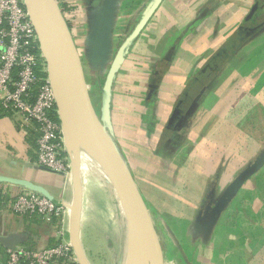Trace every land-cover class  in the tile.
Listing matches in <instances>:
<instances>
[{
	"label": "crops",
	"instance_id": "crops-1",
	"mask_svg": "<svg viewBox=\"0 0 264 264\" xmlns=\"http://www.w3.org/2000/svg\"><path fill=\"white\" fill-rule=\"evenodd\" d=\"M153 1L135 0L127 9L133 14L130 26L121 27L118 7L122 0H60L65 5V18L83 32V42L89 48L87 57L102 55L100 58L106 61L116 54ZM260 6L264 9V0H163L132 43L125 58L129 63L118 70L106 114L103 88L109 71L107 62L97 70L93 87L99 94L100 111L96 110L100 118L112 126L114 139L127 142L120 148L132 166L139 189L148 192L155 204L165 200L162 204L166 211L176 212V218L191 221L201 215L197 209L204 189L222 188V195L234 182L233 175L264 147V13L261 20L254 22ZM104 18L113 22L114 34L103 26ZM124 26V33L119 35L116 28L119 31ZM243 28L252 29V36H242ZM234 41L235 51L227 53L217 68L211 69L216 55ZM106 42L109 44L104 54L101 45ZM152 77L159 78L158 85L151 84ZM200 77L209 78V82L194 100L192 97L185 101L188 87ZM176 107L180 114L171 118ZM36 131L35 123L24 124L18 113L0 114V176L29 181L69 205L76 202L78 212L81 209L82 228L89 190L85 175L80 174L81 161L84 158L103 168L94 158L86 157L79 158V163L72 157L67 173L40 166L37 149L29 142V138L37 136ZM260 169L228 201L207 243H198L196 264H264V165ZM216 170L221 178L211 182L208 174ZM104 173L105 186L125 220L120 196ZM24 190L36 191L24 184L0 180V235L17 236L18 245L37 249L71 240L70 211L61 222V235L56 223L39 216H22L12 209L13 200ZM221 195L210 196L207 216ZM176 207L179 214L174 211ZM99 237L91 228L88 234H80L84 246L86 239L92 238L98 248L110 240L104 237L100 244ZM107 244L110 246V241ZM5 249L0 244V250Z\"/></svg>",
	"mask_w": 264,
	"mask_h": 264
},
{
	"label": "built area",
	"instance_id": "built-area-1",
	"mask_svg": "<svg viewBox=\"0 0 264 264\" xmlns=\"http://www.w3.org/2000/svg\"><path fill=\"white\" fill-rule=\"evenodd\" d=\"M28 12L24 0H0V105L20 114L24 124H37L38 164L54 172L67 173L71 164L62 127L51 115L56 107L55 92L49 76L42 77L37 71L38 66L45 70V64L42 54L34 51L38 38ZM11 207L22 216H39L56 223L61 235L64 234L61 222L68 211L71 214L68 203L33 190L22 191ZM0 264L81 263L71 239L42 249L17 245L6 248L5 253L0 250Z\"/></svg>",
	"mask_w": 264,
	"mask_h": 264
},
{
	"label": "rangeland",
	"instance_id": "rangeland-1",
	"mask_svg": "<svg viewBox=\"0 0 264 264\" xmlns=\"http://www.w3.org/2000/svg\"><path fill=\"white\" fill-rule=\"evenodd\" d=\"M122 1H123V3L121 5V7L120 8L118 7V11H120L119 16H120V21H121V22H119V24L122 23L121 27L124 24L126 26V24H128V21L131 19V16L133 14L128 12L127 9L130 8V6H132L135 3V0H122ZM59 7H60L61 12H63L61 9L60 3H59ZM256 12H257L256 16H258V17L254 22H258L259 20H261L260 17L263 16L264 9H262L260 6ZM258 18H260V19H258ZM66 20H67V18H66ZM124 20H125V22H123ZM69 21L67 20L68 25L71 29V33L74 37L75 43L77 45L78 53L80 54V58L82 61L86 81H87V83L91 89V94L93 95L95 107L97 108V110L99 112L100 111V109H99L100 103L97 100L99 94H96L95 88L93 87L94 79L97 78L96 77V75L98 74L97 70L100 67H105V66H103V62H107L106 67L108 69L110 68L112 60L115 57V55L110 56L111 60H109V61H106V60L100 58L102 55H95V56L88 55L89 56V58H88L86 51L89 48H87V46H85V44L83 42V40H84L83 32L78 30L75 27V24L73 22H71V20H69ZM112 24H113V22H112ZM125 26L123 28H119V31H118V27L116 28V31L118 33H120L119 35H122L124 33ZM133 26H134V24H133ZM243 29H244V31H242V32L244 35H242V36H244L245 38H249L252 36V32H253L252 29H251V31L247 30L246 28H243ZM245 30L247 31V33ZM114 31H115V27L110 28L109 32H110V34H114ZM126 32L129 33V30H126L125 33ZM138 36H137V38H138ZM37 38H38V35H37ZM134 41H135V39H134ZM131 46H132V44H131ZM128 54L129 53L126 54L125 58L127 57ZM42 56H43V60H44V64H45V70L48 73L49 72L48 63L46 61L45 56L43 54H42ZM130 59H132V58L130 57L128 61H130ZM126 62H127V60H126ZM126 62L124 59L120 68H122L124 66V63H126ZM127 63H129V62H127ZM219 63H220V61H219ZM151 79H152L151 84L158 85V82H159L158 77H156V78L152 77ZM198 80H199L198 82L195 81L194 83L190 84V86L188 87L187 90L189 93L186 95H189V97L188 96L185 97V101L187 99L190 100V98H192V97H193L192 99L194 100L195 99L194 97L197 96L198 92L201 89H203L205 87V85L209 82V78H207V77H200ZM182 104H185V103H182ZM57 114H58V111H57ZM177 114L179 115L180 111H178V108L176 107L174 109V111L172 112L170 117L172 118V117H174V115H177ZM173 123H174V120H173ZM61 126L63 128V122L62 121H61ZM106 128H107L108 133L111 134V137L113 138V140H114V142H115V144H116V146H117V148L121 154V157L124 159L123 161H124L125 165L127 166V168L129 169V171L132 175V178L136 182L135 175L132 172V166L128 162L126 154L120 148V144H122V146L124 145V147H125V146H127V142H123L122 139L119 140L121 142L114 139V137L112 136V132H111L112 126L106 124ZM62 133H63V138H64L65 134H64L63 129H62ZM64 144H65L71 165H72V157L76 163H79V158H81V157L92 158L90 156L89 152L86 150H83V149L81 151L82 156H79L78 158H74L73 153L68 146V143L65 142V139H64ZM216 145H218V144H216ZM224 150L228 151L227 148ZM263 152H264V147L258 152V154L251 161L249 160L248 162H246V164L243 165L241 167V169L235 175H233L232 180L236 179V177L239 176L240 173H242L249 165H251L253 162H255V160ZM97 162L103 168L101 162L100 161H97ZM103 170L101 168H99V166L96 167L92 163L87 162L86 160H84V158L81 161L80 174L85 175L84 179H85L86 187L88 188L89 191H88V195H87V199H86V215H85V219L83 221L82 228L80 226V234L82 231H83V233L88 234V232H90V228H91L94 232L96 231V233H98V235L100 236L97 239L98 243L100 242V244H101L103 242L102 241L103 238L108 237V239H110L109 241L111 244L109 246L107 244V243H109V241H106L105 244L102 243L103 244L102 247L98 248V245L94 244V241L92 238L90 239L91 241H89V239H86L87 240L86 246H84V242H81V239L79 240V242H80V246L83 250V254H84L88 264H122L123 258H124V252H125L126 237H127V221H125L126 219L124 220V218H122V216L120 215V212L118 210V207H116V204L114 202L113 195H112L111 191L109 189H107L105 186V182H104L105 179L103 178V176L101 174V173H104L105 170L104 171ZM260 170L261 169H259L257 172H259ZM199 176L202 177L203 173L199 174ZM208 176H209L208 180H212L211 182H213V180H214L216 182L217 180H219L221 178V173H219L216 170V172L208 174ZM251 176L247 180H249L251 178ZM210 184L212 185V183H210ZM212 189H213L212 187L211 188L207 187L204 189L205 192H204V194H202L203 197L201 198L200 205L197 209L198 212L200 210L201 215L203 213V217L201 218L202 220H200L201 215L198 213L199 215L196 218L194 216V219L191 221L185 220V218L184 219L176 218V216H177L175 214L176 212L170 213V212L166 211V208L163 205L165 200L162 202L163 204L161 203L162 205L161 204H155V202L148 195V192H146L145 190H143V191L140 190L143 197H144V200L147 204L152 222L154 224V227L156 229V232L158 234V237H159V240L161 243V247L163 246L162 250L164 248V250H163L165 253L164 264H187V263H185V259L183 257H185L187 259L189 264H193L196 262L197 245H198V243H202V244L207 243L208 238L204 232L212 226V223H213L212 220L214 221V218H211L209 220V218H208L209 216L208 217L206 216L207 215L206 213L208 210L207 202L210 200V196H211V198L214 194L219 196V195H221V192L224 191V189H222V188H221V190H218V189L212 190ZM144 193L146 195H144ZM181 195H182V193H181ZM185 197H187V196H185ZM159 200H161V198ZM202 204H204L206 206L205 207L201 206ZM184 207H185V205H184ZM226 210H227V208L224 207V209L221 210L219 215L215 217V222H214V227H213L214 229L216 228V225L219 223L221 216L224 214V212ZM174 211H177V213L179 214L177 207H176V210H174ZM204 217H206V218H204ZM204 223H206V226L204 227V229H199L198 226H200ZM180 226L182 227L181 229H180ZM79 237H80V235H79ZM79 237H78V239H79Z\"/></svg>",
	"mask_w": 264,
	"mask_h": 264
},
{
	"label": "water",
	"instance_id": "water-1",
	"mask_svg": "<svg viewBox=\"0 0 264 264\" xmlns=\"http://www.w3.org/2000/svg\"><path fill=\"white\" fill-rule=\"evenodd\" d=\"M26 7L29 9L31 7H35L38 11V13L44 17L47 18L52 22V24L60 30L61 34L63 35V38L65 40V45L69 51L72 65L75 72V78H76V84H77V91L78 95L80 97L81 106L83 109V113L86 118V122L89 128V131L92 135L93 141L95 143L96 149L108 171L107 176L110 178L111 182L115 186L119 196L120 200L123 204L124 211L126 214V221H127V214L128 209L125 206V202H128L130 205H132L136 210L137 214L140 219V223L142 224V228L144 232L146 233V236L148 238L149 247L152 252V256L154 259V264H164V255L163 250L161 247V243L158 237V234L156 232V229L154 227V224L152 222L147 204L144 200V197L137 185V183L132 178V175L125 165L123 158L121 157V154L111 137V134L108 133L106 128V122L102 121L100 118L96 107L94 105L91 93H90V87L86 81V77L83 70L82 61L80 58V54L77 50V45L75 43L74 37L71 33V29L68 25V22L63 14L61 12L59 3L56 0H24ZM163 0H154L147 11L144 13L140 21L137 23L135 28L132 30V32L126 37L125 41L122 43L123 45L118 49V51L115 54V57L112 60L111 66L109 68L106 82L103 88V111L106 114L109 110V100L111 95V88L113 85V82L116 78V75L118 73V70L120 69V66L122 62L125 59L126 54L129 51V47L133 43L134 39L137 38V36L142 32V30L145 28V26L148 24L150 19L153 17L155 12L158 10L160 5L162 4ZM257 5L254 6V8L251 10L249 16L251 17L255 11ZM104 27L108 31H110V28L112 26L110 18H104ZM38 41L40 45V50L42 54L45 56L46 61L48 63V75L51 80V84L53 86L55 97H56V107H58L57 111L60 117V120L63 122V118L60 114V103L58 100V96L56 93V89L53 83V78L51 76V70H50V64H51V58L47 54L44 53V50L42 49V43L38 36ZM107 44L104 43V45H101L103 49L104 54L106 53L105 48L107 47ZM109 51V50H108ZM64 126V125H63ZM62 127V126H61ZM63 129V128H62ZM113 147L112 148L111 144ZM66 142V141H65ZM118 153V157L115 156ZM264 165V152L253 162L251 165H249L242 173L237 176V178L234 180V182L225 190V192L220 196L219 200L217 201L214 208H212L211 213L207 216L209 220L211 218H214V221L212 220V226L207 229L204 233L208 237V234L211 232L212 228L214 227L215 217L219 215L222 209L226 207L229 200L233 198V196L238 192L239 188L242 186V184L256 171H258L262 166ZM80 177V176H79ZM79 177L76 178L79 181ZM0 180H8L19 184H24L34 190H38V192L45 194L48 197L54 198L50 194L46 193L45 191H42L40 187L30 183L29 181L22 180V179H15V178H8L0 176ZM80 187V184L78 182V188ZM81 194V193H80ZM78 195V192H77ZM77 197V196H76ZM77 200V198H76ZM81 201V198H80ZM76 203V202H75ZM71 206V211L72 207ZM81 208V204H80ZM80 212L78 218H74L73 212H71V226H72V241L74 242V246L78 252L80 263L81 264H88L84 254L83 250L80 246V237L78 239V236L80 235ZM202 217H200V220ZM206 218V217H204ZM206 226V223L198 226L199 229H204ZM0 244L5 246L6 248H14L19 244V238L17 236H2L0 235Z\"/></svg>",
	"mask_w": 264,
	"mask_h": 264
},
{
	"label": "bare ground",
	"instance_id": "bare-ground-1",
	"mask_svg": "<svg viewBox=\"0 0 264 264\" xmlns=\"http://www.w3.org/2000/svg\"><path fill=\"white\" fill-rule=\"evenodd\" d=\"M28 14L41 40L44 53L51 58L50 72L60 103V114L63 118V131L65 134L64 139L68 143L74 158L82 156V149L86 150L92 158L101 162L103 169L108 174L96 149L83 113L72 60L65 45L63 35L50 20L42 17L35 7L29 8ZM111 146L113 149L115 148L112 144ZM115 156L118 157V153ZM124 204L128 209V214L127 237L122 264H154L148 238L140 223L137 210L128 202ZM71 212H73L74 218L75 215L78 218L79 212L77 207L75 210L73 208Z\"/></svg>",
	"mask_w": 264,
	"mask_h": 264
},
{
	"label": "trees",
	"instance_id": "trees-1",
	"mask_svg": "<svg viewBox=\"0 0 264 264\" xmlns=\"http://www.w3.org/2000/svg\"><path fill=\"white\" fill-rule=\"evenodd\" d=\"M59 3H60V5H61V9H62V11L64 12L65 11V5H63V3H61L60 2V0H59ZM260 5H261V3H260ZM261 12V11H260ZM256 14H257V12H256ZM256 14H255V16H256ZM255 16L254 17H252L249 21H248V25H250V24H252V22L255 20ZM256 17H258V16H256ZM130 34V33H129ZM129 34H127V36L129 35ZM126 36V37H127ZM126 37H125V39H126ZM125 41V40H124ZM235 43H236V41H234V45H231L230 47H226L225 48V50H221L220 51V53H218L217 55H216V59L213 61V63H212V67H211V69H213V68H217L216 66L219 64V61H222V57L224 58L225 56H226V54L228 53H233L234 51H235V49L237 48V44L235 45ZM123 44H121L120 45V47L122 46ZM119 47V48H120ZM34 51L37 53V54H42V52H41V50H40V45H39V41H38V45H37V47L34 49ZM129 52V51H128ZM37 71H38V73H39V75L40 76H42V77H46L47 75H48V73L43 69V67L42 66H38L37 67ZM90 93H91V89H90ZM91 96H92V99H93V95L91 94ZM93 102H94V99H93ZM94 105H95V103H94ZM7 114V113H9L10 114V111L9 110H7L6 108H4L3 106H1L0 105V114ZM13 113V112H12ZM51 115H52V118L54 119V120H56V121H58L60 124H61V120H60V117H59V115L57 114V107H55V110H53L52 111V113H51ZM35 123V122H34ZM35 125H36V127H37V124L35 123ZM36 135L37 136H35V138H29V142L32 144V146H34V148H36L37 149V140H38V137H39V131L37 130L36 131ZM31 247V246H30ZM3 253H5V251L3 250ZM4 257H3V259H4V261L6 260V255L4 254L3 255Z\"/></svg>",
	"mask_w": 264,
	"mask_h": 264
}]
</instances>
